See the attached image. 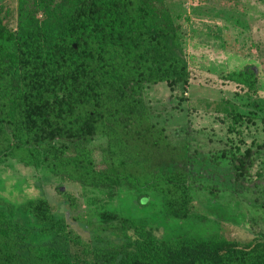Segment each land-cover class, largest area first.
I'll return each mask as SVG.
<instances>
[{"label":"trees","instance_id":"trees-1","mask_svg":"<svg viewBox=\"0 0 264 264\" xmlns=\"http://www.w3.org/2000/svg\"><path fill=\"white\" fill-rule=\"evenodd\" d=\"M181 40L162 0H17L15 28L0 24V162L46 169L106 200L134 191L139 203L149 192L168 218L209 221L192 209L190 191L248 188L251 151H240L248 120L226 113L227 144L217 150L188 153L185 126L182 144H169L143 90L187 84ZM223 79L253 93L251 67ZM97 139L105 142L95 162ZM19 208L21 222L12 207L0 208V264H264V232L245 241L223 233L161 239L142 219L102 210L98 222L115 240L90 243L43 198Z\"/></svg>","mask_w":264,"mask_h":264},{"label":"rangeland","instance_id":"rangeland-1","mask_svg":"<svg viewBox=\"0 0 264 264\" xmlns=\"http://www.w3.org/2000/svg\"><path fill=\"white\" fill-rule=\"evenodd\" d=\"M162 2L181 34L188 80L172 91L162 83L144 88L143 100L153 112L152 121L163 123L171 146L178 139L183 142L181 129L185 126L189 131L185 143L192 154L199 145L203 153L225 147V124L229 121L226 113L247 118L240 151H251V161H245L251 167L246 168V181H242L248 188L192 189V209L209 221L194 216L180 221L166 217L159 199L153 200L149 192L139 203L134 191L120 192L106 200L99 191L6 158L0 162V208L7 211L8 206L12 207L14 220L22 221L19 206L23 202L43 198L56 217L90 243H94L95 235L103 241L115 240V235L103 230L98 222V212L102 210L142 219L161 239L186 233H223L228 239L245 241L264 232V188L256 187L259 183L264 185V110L257 112L253 108L264 106V0ZM16 4L17 0H0V24L9 30L15 28ZM244 67L253 69V93L223 79ZM179 141L177 144H182ZM104 142L97 139L91 145L95 162L101 159ZM256 145L261 146L262 153H255ZM169 170L174 171L171 166L163 168L164 172Z\"/></svg>","mask_w":264,"mask_h":264}]
</instances>
